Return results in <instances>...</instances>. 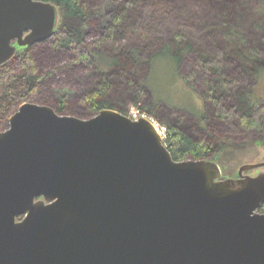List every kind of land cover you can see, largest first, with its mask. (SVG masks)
I'll return each mask as SVG.
<instances>
[{
    "label": "water",
    "instance_id": "obj_1",
    "mask_svg": "<svg viewBox=\"0 0 264 264\" xmlns=\"http://www.w3.org/2000/svg\"><path fill=\"white\" fill-rule=\"evenodd\" d=\"M56 24L51 3L0 0V66ZM262 167L220 180L144 119L23 103L0 132V264H264V173L243 176Z\"/></svg>",
    "mask_w": 264,
    "mask_h": 264
},
{
    "label": "rangeland",
    "instance_id": "obj_2",
    "mask_svg": "<svg viewBox=\"0 0 264 264\" xmlns=\"http://www.w3.org/2000/svg\"><path fill=\"white\" fill-rule=\"evenodd\" d=\"M125 1L120 2L125 5ZM85 2L88 10L96 13L84 27V34H88L91 44L102 36L100 29L93 27L96 20L102 25L106 16L120 7H115L109 0ZM126 9L121 36L90 50L92 67L77 66L71 71L68 66L54 71L42 82L29 103L55 110V100L64 95L68 101L64 115L88 119L91 115L79 104V98L95 86L101 75L107 76L115 86L110 95L115 109L127 114L130 120L135 112H139L141 118L134 121H148L160 136L162 133L165 136L167 128L172 126L193 133L212 125L220 135L227 136L229 151L208 159L218 166L220 180H236L241 166L264 163V144L258 142L262 138L260 130H242L236 121L229 124L212 122L214 109L211 103H203L200 99L209 85L216 88L218 76L214 71L234 80L236 91L250 90L264 98V77L255 74L256 67L264 68V0H138ZM59 21L57 12L55 32ZM176 36L182 39L180 49L187 43L192 46L191 51L181 56L177 70L173 61H158L150 67L149 58L161 46L172 44ZM24 50L25 47L16 46L14 57ZM42 50L43 53H36L39 73L71 62L70 55L50 53L46 48ZM239 51L248 54L256 66L251 63L241 66L236 57ZM201 54L209 64L212 63V73L206 74L200 66ZM124 55H129L134 62L127 73L120 63ZM112 60L116 62L111 63ZM224 105L231 108L233 102L228 100ZM200 110H204L203 122L198 113H192H201ZM261 173H264V167L243 174L257 177Z\"/></svg>",
    "mask_w": 264,
    "mask_h": 264
},
{
    "label": "trees",
    "instance_id": "obj_3",
    "mask_svg": "<svg viewBox=\"0 0 264 264\" xmlns=\"http://www.w3.org/2000/svg\"><path fill=\"white\" fill-rule=\"evenodd\" d=\"M39 1L51 3L57 7L60 16L58 29L51 37L42 42L32 44L20 55L14 57L5 65L0 66V130L6 129L8 118L20 105L30 102L39 86L42 85V82L47 80L54 71H60L68 66H70L69 70L71 71L77 68V66L92 67V60L89 56L90 50H94L97 46H102L121 36V24L126 17V8L138 2V0H126L125 5H123L120 2L121 0H109L115 7L119 6L120 10L113 11V13L107 15L102 25L98 24V19V21L96 20V24L93 27L95 29L99 28L102 36L100 39L89 44L90 42L87 39L88 34H84V27L96 14L88 10L85 1L89 0ZM180 40L182 41L181 38L176 36L172 44L161 46L156 51L157 53L149 58L148 63L150 67L158 61H173L176 71L181 62V56L185 52L187 53L192 50V46L189 43L183 49H180ZM44 48L51 51L50 53L70 55L71 62L52 69L49 72L39 73L36 53L40 51L43 53L42 49ZM136 53L137 51L134 52L135 55ZM50 57H53V55L50 54ZM236 57L240 61L241 66L242 64L249 66L251 63L246 53L239 51L236 53ZM199 59V64L203 71L206 74L212 73V63L209 64L202 54L199 55ZM115 62L116 60H112L111 63ZM120 63H122V69L127 73V69L134 62L129 55H124ZM256 68V76L259 78L264 77V68ZM244 72H247V69ZM213 73L218 76L216 88L209 85L206 94L200 98L203 103L206 101L211 103L214 109V120L212 122L229 124L231 121H236L242 130L248 132L257 128L260 130L262 136L258 142L264 144V98L258 97L254 91L242 89L236 91L234 80L223 77L221 73L219 74V71H214ZM244 76H247V74L244 73ZM114 87L110 78L101 75L95 86L90 91L84 93L78 102L87 109L91 117L104 109L117 111L110 101V95ZM228 100L233 102L231 108H226L224 105ZM54 104V111L57 114L64 115L66 113L68 106L66 96H59ZM198 111H192V113H198L199 120L201 122L205 121L204 110H200L201 113ZM121 114L127 116L125 113ZM212 126L205 130H194L193 133L177 126L168 127L164 145L172 159L174 161L212 160L228 152L230 144H228L227 136L220 135ZM258 212L264 214V203Z\"/></svg>",
    "mask_w": 264,
    "mask_h": 264
},
{
    "label": "built area",
    "instance_id": "obj_4",
    "mask_svg": "<svg viewBox=\"0 0 264 264\" xmlns=\"http://www.w3.org/2000/svg\"><path fill=\"white\" fill-rule=\"evenodd\" d=\"M138 118H141V115H140L139 112H135V113L133 114V116H132L133 121L136 120V119H138ZM157 134H158V133H157ZM158 135H159V134H158ZM159 137L161 138L162 141H164L166 135L164 136L163 133H162L161 136L159 135Z\"/></svg>",
    "mask_w": 264,
    "mask_h": 264
},
{
    "label": "flooded vegetation",
    "instance_id": "obj_5",
    "mask_svg": "<svg viewBox=\"0 0 264 264\" xmlns=\"http://www.w3.org/2000/svg\"><path fill=\"white\" fill-rule=\"evenodd\" d=\"M54 6H55V5H54ZM55 7H56V6H55ZM56 9H57V7H56ZM57 12H58V10H57ZM54 33H55V32H54ZM25 49H26V48H25ZM117 112H118V111H117ZM119 113H120V112H119ZM126 117H127V116H126ZM8 119H9V118H8ZM3 131H4V130H3ZM1 132H2V131H1ZM163 144H164V142H163ZM243 176H247V175H244V174H243ZM237 177H238L237 179H239L238 174H237ZM248 177H249V176H248ZM237 179H236V180H237ZM233 180H235V179H233ZM38 200H42V198H37V199H35V201H38Z\"/></svg>",
    "mask_w": 264,
    "mask_h": 264
}]
</instances>
